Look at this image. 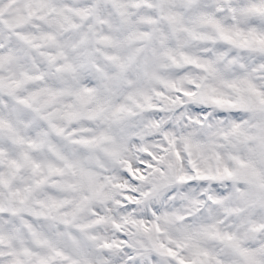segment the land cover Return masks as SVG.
Instances as JSON below:
<instances>
[{
	"label": "snow or ice",
	"instance_id": "obj_1",
	"mask_svg": "<svg viewBox=\"0 0 264 264\" xmlns=\"http://www.w3.org/2000/svg\"><path fill=\"white\" fill-rule=\"evenodd\" d=\"M0 264H264V0H0Z\"/></svg>",
	"mask_w": 264,
	"mask_h": 264
}]
</instances>
